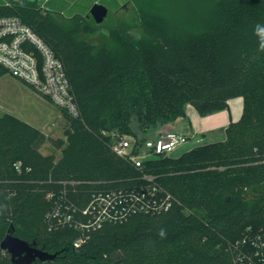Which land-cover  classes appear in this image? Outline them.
Returning <instances> with one entry per match:
<instances>
[{"label": "trees", "instance_id": "16d2710c", "mask_svg": "<svg viewBox=\"0 0 264 264\" xmlns=\"http://www.w3.org/2000/svg\"><path fill=\"white\" fill-rule=\"evenodd\" d=\"M131 1L100 25L43 10L40 0L0 5V16L19 17L52 47L81 112L60 109L66 124L57 138L0 117V245L11 233L56 256L29 264H231L226 244L264 222V40L255 32L264 0ZM237 97L243 116L223 142L162 156L143 171L112 150V133L141 147L187 106L207 116ZM142 172L180 204L106 224L78 249L80 231L49 228L50 193L83 209L97 192L138 188ZM0 264H16L1 246Z\"/></svg>", "mask_w": 264, "mask_h": 264}, {"label": "built area", "instance_id": "2783aa9c", "mask_svg": "<svg viewBox=\"0 0 264 264\" xmlns=\"http://www.w3.org/2000/svg\"><path fill=\"white\" fill-rule=\"evenodd\" d=\"M1 71L31 86L71 117H81L63 62L43 38L16 16H0ZM111 137L112 150L139 171H143L146 162L171 156L190 144L186 134L174 130L162 131L141 147L134 138L117 133ZM21 166V163L16 165L18 172ZM141 181L135 189L97 192L83 209L71 203L65 192L58 196L50 193L47 198L54 205L46 216L49 228L69 226L80 231V237L74 242V248L78 249L106 224H124L138 214L165 215L180 204L156 176L142 172ZM226 250L231 255V264H264V222L249 226L241 238L226 244Z\"/></svg>", "mask_w": 264, "mask_h": 264}, {"label": "crops", "instance_id": "0c3cea01", "mask_svg": "<svg viewBox=\"0 0 264 264\" xmlns=\"http://www.w3.org/2000/svg\"><path fill=\"white\" fill-rule=\"evenodd\" d=\"M6 2H9V0H0V5L5 4ZM40 2L44 4L43 7L45 8V10L55 11L66 16H72L75 14L86 16L90 13L93 5L97 3L105 5L109 9V14L112 12H118L117 8L122 7L120 5V0H40ZM50 102L53 103L51 100ZM57 109L59 111L58 118L62 121L64 114L59 108ZM243 111L244 100L242 97H237L229 100L228 107L226 109L214 112L207 116H201L194 107L189 105L187 107L185 117L178 119L173 125L166 126L162 130L153 132L149 138L156 137L164 130L181 131L189 137V141L191 143L190 150L198 146L196 144L197 142H199L201 145L223 142L227 139V128L232 123H237L241 120ZM47 113L50 115V117L54 114V112ZM60 123L61 122H54L53 125L55 124V128H59ZM53 130L54 129H49V131H46L42 129L40 131L49 135L50 131ZM45 148L50 151L53 150L49 144H47ZM181 155L182 153L174 156L178 157Z\"/></svg>", "mask_w": 264, "mask_h": 264}, {"label": "rangeland", "instance_id": "374dc122", "mask_svg": "<svg viewBox=\"0 0 264 264\" xmlns=\"http://www.w3.org/2000/svg\"><path fill=\"white\" fill-rule=\"evenodd\" d=\"M153 1L156 5H159L161 2H165V0ZM170 3L172 2L170 1ZM42 5L44 4L41 3V7L43 8V10H45ZM120 5L122 7L121 9L119 8L118 11L122 15L125 13L126 9L130 10V8L133 7V3L131 0H120ZM111 18L112 15L110 14L104 20L105 23H109ZM57 108L58 107L51 103L48 98L37 92L34 88L27 85L26 83L14 78L10 73L5 72L0 76V117L4 114H11L23 121L30 123L40 130L44 129L46 131H49V129H54L53 131H50V136L53 135V137L55 138L64 137L66 120L65 117H63L62 121L58 118L59 111ZM47 112H54V114L50 117ZM54 122H61L59 124V128H55V124L53 125ZM47 123L49 126L47 125ZM151 135L152 133L150 134V136ZM125 136H127L128 138H134L133 135ZM196 144L198 146H202L199 142H197ZM190 148L191 143L176 150L174 155L177 156L181 153L183 154L189 151ZM52 152L53 150L50 151L45 147L43 148L44 154H51ZM174 155L172 154L171 156Z\"/></svg>", "mask_w": 264, "mask_h": 264}, {"label": "water", "instance_id": "95a60500", "mask_svg": "<svg viewBox=\"0 0 264 264\" xmlns=\"http://www.w3.org/2000/svg\"><path fill=\"white\" fill-rule=\"evenodd\" d=\"M90 15L100 25L109 15V9L103 4H95L90 10ZM1 249L7 251L16 264H29L36 259L52 260L56 256L51 255L36 247L35 243H29L9 233L1 243Z\"/></svg>", "mask_w": 264, "mask_h": 264}, {"label": "clouds", "instance_id": "9594fccd", "mask_svg": "<svg viewBox=\"0 0 264 264\" xmlns=\"http://www.w3.org/2000/svg\"><path fill=\"white\" fill-rule=\"evenodd\" d=\"M255 32L259 37H261L262 40H264V25L257 24L255 26ZM261 47L264 48V44H262ZM159 235L163 237L165 235L164 230H161Z\"/></svg>", "mask_w": 264, "mask_h": 264}, {"label": "flooded vegetation", "instance_id": "af4514ba", "mask_svg": "<svg viewBox=\"0 0 264 264\" xmlns=\"http://www.w3.org/2000/svg\"><path fill=\"white\" fill-rule=\"evenodd\" d=\"M84 16V15H83ZM85 17H87L88 19H93L94 20V18L90 15V13L88 14V15H86ZM95 21V20H94Z\"/></svg>", "mask_w": 264, "mask_h": 264}]
</instances>
